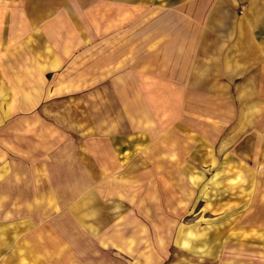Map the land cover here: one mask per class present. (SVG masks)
<instances>
[{
  "label": "rangeland",
  "instance_id": "1",
  "mask_svg": "<svg viewBox=\"0 0 264 264\" xmlns=\"http://www.w3.org/2000/svg\"><path fill=\"white\" fill-rule=\"evenodd\" d=\"M263 21L0 0V264H264Z\"/></svg>",
  "mask_w": 264,
  "mask_h": 264
},
{
  "label": "bare ground",
  "instance_id": "2",
  "mask_svg": "<svg viewBox=\"0 0 264 264\" xmlns=\"http://www.w3.org/2000/svg\"><path fill=\"white\" fill-rule=\"evenodd\" d=\"M201 234H197L195 237L197 238V239H200L201 238V236H200ZM183 237V236H182ZM200 242V241H199ZM180 244L182 245V246H184V247H187V248H189L190 247V251L191 252H194V253H196V254H199V253H201V255L204 253V251H205V249H204V246H203V244L202 243H194V244H191V243H188V241H186V240H183L182 238L180 239ZM207 249V248H206ZM207 251V250H206ZM209 254V252H206L205 253V255H208Z\"/></svg>",
  "mask_w": 264,
  "mask_h": 264
},
{
  "label": "crops",
  "instance_id": "3",
  "mask_svg": "<svg viewBox=\"0 0 264 264\" xmlns=\"http://www.w3.org/2000/svg\"><path fill=\"white\" fill-rule=\"evenodd\" d=\"M218 1H220L222 3L223 10H227L229 8L231 9V6H233V3L240 4V3L244 2L245 0H218ZM247 1L248 2H254V1L256 2V0H247ZM217 4L219 5V2H217ZM213 5H215V4L213 3ZM209 13H211V11H209Z\"/></svg>",
  "mask_w": 264,
  "mask_h": 264
}]
</instances>
